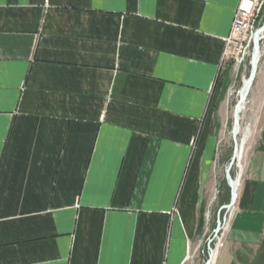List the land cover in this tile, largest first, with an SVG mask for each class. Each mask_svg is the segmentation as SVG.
Returning <instances> with one entry per match:
<instances>
[{"label": "crops", "instance_id": "obj_1", "mask_svg": "<svg viewBox=\"0 0 264 264\" xmlns=\"http://www.w3.org/2000/svg\"><path fill=\"white\" fill-rule=\"evenodd\" d=\"M238 2L0 0V264L182 263L213 188ZM255 77L211 264H264V59Z\"/></svg>", "mask_w": 264, "mask_h": 264}, {"label": "rangeland", "instance_id": "obj_2", "mask_svg": "<svg viewBox=\"0 0 264 264\" xmlns=\"http://www.w3.org/2000/svg\"><path fill=\"white\" fill-rule=\"evenodd\" d=\"M261 19V20H259ZM259 24L257 28H259L264 23V5L260 12V16L258 18ZM261 46V55L257 65V73L261 69V64L264 59V39L260 41ZM250 50L249 55L245 59V61L240 65L236 66V64L232 62H227L229 65V80L227 84V92L225 99L223 101L222 110L219 112L220 115V127L218 131L219 136V150H218V159H217V168L216 174L213 179V188L211 191V196L206 204L202 215V224L197 229L195 237L189 238L187 240L188 251L185 257L183 258L181 264H205V261L209 258L208 256V245L213 250V259L216 254L217 249L219 248L221 241L223 242L226 233L228 231L231 218L233 216V208L237 199L238 188L240 185V154L246 145L244 142V136L249 134L247 133V127H249L248 122H252L253 118L250 110V100H251V91L256 85V77L253 80V83L250 87L249 93L246 97L245 104L242 110L239 112V131L237 134V142H238V150H237V158L231 167L230 174L233 177V180L237 183L236 189V198L233 205L230 208H221V206L226 205L230 201V189L226 182L225 178V167L230 160L232 149H233V139H232V127H233V110L234 106L238 100V91L243 83L245 77H248L250 72V60H251ZM255 75V76H256ZM260 127L258 126L255 129V133L257 134ZM249 143L246 152L249 150ZM245 152V153H246ZM233 211V213H232ZM221 222V228L219 232L214 236V229L216 227V222L218 219ZM213 262V261H212Z\"/></svg>", "mask_w": 264, "mask_h": 264}, {"label": "built area", "instance_id": "obj_3", "mask_svg": "<svg viewBox=\"0 0 264 264\" xmlns=\"http://www.w3.org/2000/svg\"><path fill=\"white\" fill-rule=\"evenodd\" d=\"M263 5L264 0H239L230 31L224 39L223 64L232 62L240 66L245 61L253 49L252 37Z\"/></svg>", "mask_w": 264, "mask_h": 264}, {"label": "water", "instance_id": "obj_4", "mask_svg": "<svg viewBox=\"0 0 264 264\" xmlns=\"http://www.w3.org/2000/svg\"><path fill=\"white\" fill-rule=\"evenodd\" d=\"M264 31V23L257 28L254 33H253V37H252V41H253V49H252V53H251V60L253 59L255 52H259L261 50V46H260V37H259V32H263ZM255 67L252 66V69L250 70V76L249 78H251V76H253V74L255 73ZM237 107H238V102H236L235 106H234V110H233V127H232V139H233V149H232V154L230 157L229 162L227 163L226 167H225V178H226V182L228 184V187L230 189V201L228 204L221 206L220 209L222 208H227L231 205L233 197H234V189H233V177L230 174L231 171V167L233 165V163L235 162V158H236V152H237V137H236V132H235V124H237V120H236V113H237ZM235 115V116H234ZM221 228V222L219 219V215H218V219L216 222V227L214 229V236L219 232ZM212 251V248L210 247V245H208V256H210V252ZM208 260L205 261V264H208Z\"/></svg>", "mask_w": 264, "mask_h": 264}, {"label": "bare ground", "instance_id": "obj_5", "mask_svg": "<svg viewBox=\"0 0 264 264\" xmlns=\"http://www.w3.org/2000/svg\"><path fill=\"white\" fill-rule=\"evenodd\" d=\"M259 37H260V40L264 39V31L263 32H259ZM260 55H261V50L259 52L256 51L253 59L250 60V66H251L250 70L252 69V66H254L256 68L255 71H254L255 73L253 74V76H251V78H249L250 74L248 75V77L244 78L243 83H242V85H241V87H240V89L238 91V100H237L238 107H237V113H236L237 124H235L236 137H237V134H238V131H239V112L241 111L243 105L245 104L246 97H247V95L249 93L250 87H251V85L253 83V80L255 78V75L257 73V65H258V62H259V59H260ZM237 150H238V142H237ZM236 158H237V152H236ZM233 189H234V197H233L231 205H233V203L235 201V198H236L237 183H236L235 180L233 181ZM230 206L227 207L226 209L230 208ZM207 260L209 262L208 264L212 263V261H213V250L210 252V256H209V258Z\"/></svg>", "mask_w": 264, "mask_h": 264}]
</instances>
